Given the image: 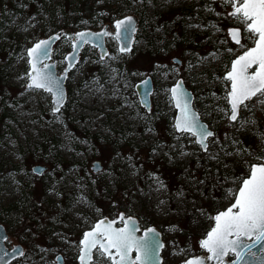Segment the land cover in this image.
Here are the masks:
<instances>
[{"label":"rangeland","instance_id":"374dc122","mask_svg":"<svg viewBox=\"0 0 264 264\" xmlns=\"http://www.w3.org/2000/svg\"><path fill=\"white\" fill-rule=\"evenodd\" d=\"M209 5L214 12L206 10ZM223 11L219 0H143L142 4L132 0H0V223L8 231V246L24 248V255L10 264H56L58 254L63 264H79L83 233L98 220L121 214L138 219L144 229L160 231L162 264H183L191 256L207 255L199 247V238L213 224L208 217L230 205L225 190H236L232 181L248 171L245 161L256 162L253 158L264 150L260 142L264 111L258 105L254 110L257 125L241 131H236L239 124L232 127L224 113L217 111L230 109L224 99L230 83L223 77L231 60L243 51L227 36L229 22L215 14ZM101 12L106 14L98 15ZM124 16L137 20L134 41L139 43H133L132 53L121 59L105 57L99 63L97 48L85 44L68 73L65 105L56 114L59 120L51 111L48 93L25 91L27 48L60 33L52 60L61 73L74 40L68 35L107 26L112 33L105 37L107 52L118 56L114 22ZM212 24L223 31L215 32ZM220 40L227 43L221 45ZM227 47L237 50L230 54ZM212 52H217V58L201 64L198 58ZM173 59L181 63L173 65ZM189 63L195 67L189 69ZM173 67L180 69L179 75ZM147 77L153 82L148 112L135 92L136 84ZM178 78L193 92L194 107L219 140L224 143L225 134L236 137L250 148L251 156L220 153L229 165L225 168L209 159V153L193 142L195 137L185 136L179 142L174 138L171 125L176 110L166 89ZM252 115L241 113L243 118ZM181 150L191 155L181 156ZM210 150L216 153L219 146L210 145ZM228 150L236 149L229 146ZM94 161L100 162L101 170L92 169ZM35 166L45 171L37 175L32 171ZM150 174L158 176L165 187L156 190ZM179 191L184 195L177 196ZM42 248L47 251L41 252Z\"/></svg>","mask_w":264,"mask_h":264},{"label":"snow or ice","instance_id":"6c2138e0","mask_svg":"<svg viewBox=\"0 0 264 264\" xmlns=\"http://www.w3.org/2000/svg\"><path fill=\"white\" fill-rule=\"evenodd\" d=\"M132 3L142 4L143 0H132ZM212 3H216V0H212ZM219 3L224 11L223 13L215 12V14L218 18L229 22L231 26L227 29V36L238 46V49L243 51L242 54L235 55V58L231 60V68L223 77L226 84L230 83V89L226 91L224 97L227 105H230V109L217 108V111L224 113L232 127L239 124L236 131H241L257 125L258 121L254 118V110L257 105L261 111H264V0H219ZM21 7H26V5H21ZM206 10L209 13L215 11L210 5L206 7ZM105 14L103 12L98 13V15ZM31 19L35 20V17ZM82 23H87V21H82ZM114 27L116 29L115 36L121 41L118 50L120 55L110 56L107 51L103 50L102 45L93 44V47L100 46L102 50L97 63L103 62L105 57H108L109 60L121 59L125 54L132 53L133 43H139V41L132 40L133 34L137 31L133 16L116 19ZM188 27L200 28L201 25L189 24ZM210 27L215 32L223 31L216 24H212ZM23 30L27 31V29ZM156 31L159 32L160 27H157ZM89 35L109 36L112 33L107 29L99 34L78 32L73 40V50L75 51L83 44L89 43L87 39ZM53 39H60V34L50 37L48 40H40L31 48L26 49L29 70L25 73L27 82L24 87L25 91L48 93L51 96V111L54 117L59 120L60 117L56 114L61 113L66 99L63 81L68 79L67 72L69 69L75 66L72 64L75 57H66L69 59V68L65 69V75L57 76L54 72V65L43 63L44 60L50 58L51 49L49 45ZM245 41L250 42L251 46ZM219 43L225 45L227 41L220 40ZM236 50L232 47L225 49L230 54H234ZM209 58L216 59L217 52L209 53V56L198 59L203 64L206 61L210 62ZM172 63L179 65L180 62L173 60ZM156 67L163 66L157 65ZM193 67L195 65L189 63V69ZM111 71L117 72L118 70L111 69ZM172 71L179 75L180 69L173 67ZM132 75H137V73H132ZM20 78L24 79V77ZM148 83V80L141 81L143 85ZM166 93L170 94V101L176 109L174 123L171 127L174 130V138L178 142L185 136L195 137L193 142L199 145L205 153H209V159L222 163L225 168H228L229 165L223 162L220 153H223L224 157L243 158L244 155H252L250 148L243 147L238 138L229 137L225 134L224 143H222L217 133L201 122L199 114L192 105L193 97L184 88L182 79H176L173 86L166 89ZM213 95L215 94L213 93ZM142 106L151 111L146 101L143 102ZM245 111L253 113V115L243 118L241 113ZM148 131L152 132L153 129L149 127ZM176 133L180 135L176 136ZM228 141H231L230 145L227 143ZM260 142L261 145H264V133H260ZM210 145L219 146V151L212 153ZM229 146L236 150L229 151ZM180 154L181 156L191 155V153L183 150ZM128 159L129 161L132 160L131 157ZM253 159L256 162L245 161L248 171L244 176L236 177L232 181L236 185V190L234 191L232 188L225 190L226 196L230 197L232 201L230 206L223 211H217L214 216L208 217L214 223L204 238L199 240L200 249L207 255L191 256L185 259L183 264H264V257L255 262L246 259V256L254 257L256 255L252 252V248L257 243L264 242V150ZM132 166L135 167L134 164ZM93 167L98 168V165L94 164ZM32 171L37 175L43 172L38 167L33 168ZM150 178L158 185L156 190L165 187L164 182L158 176L153 177L150 174ZM224 179L225 182L228 181L227 176ZM195 183L204 184L205 181L196 180ZM183 195V191L177 192V196ZM200 212L201 215L204 214L202 209ZM119 220L124 224V227H113L116 221L104 218L98 220L89 231L83 233L78 245L77 258L79 264H97L98 260H104L105 264H160L159 250L164 245L159 241V233L155 229L149 228L143 237H138L136 232L139 231V226L136 225L131 216L125 219L124 215L121 214ZM4 239L7 237L5 236ZM65 242L67 243L66 240ZM40 251L46 252L47 249L42 248ZM184 251V249L180 250V252ZM261 251L264 252V244H262ZM133 253H135L134 258ZM20 254L24 255L23 252ZM229 256H234V259L226 260ZM56 264H63L61 257H56Z\"/></svg>","mask_w":264,"mask_h":264},{"label":"water","instance_id":"95a60500","mask_svg":"<svg viewBox=\"0 0 264 264\" xmlns=\"http://www.w3.org/2000/svg\"><path fill=\"white\" fill-rule=\"evenodd\" d=\"M135 19V18H134ZM135 23L137 24V22H136V19H135ZM105 29H107V26H105L102 30H100V31H98V32H94V31H91V30H84V31H80V32H87V33H90V34H99V33H101L103 30H105ZM115 32H116V29L114 30V37L116 38V36H115ZM57 34H60V33H55V34H52V35H50V36H48L47 38H45V39H42V40H48L50 37H54V36H56ZM68 35V34H67ZM68 37L69 38H72V37H74V39H75V34H74V36L73 35H68ZM134 37H135V33L133 34V37H132V40L134 41ZM104 38H105V36L104 35H89L88 37H87V39L89 40V43H87V44H90V45H92L93 46V44H97V45H102V47H103V50L104 51H107V49H106V47H105V42H104ZM117 39V38H116ZM118 40V39H117ZM57 40L56 39H53V40H51L50 41V45H49V47H50V49H51V52H50V58L49 59H47V60H44L43 61V63H46V64H51V65H54L55 67H54V72H55V74L57 75V76H63V75H65V69L66 68H69V59H66V61H67V64H66V67H65V69L63 70V72L62 73H60V74H58V71H57V68H56V62L55 61H53L52 60V47H53V45H54V43L56 42ZM73 44V43H72ZM118 44H119V47L121 46V41L120 40H118ZM84 45V44H83ZM83 45L81 46V47H79L78 49H76L75 51L73 50V47H72V50H71V52L67 55V57H72V56H74L75 57V60H72V64H74L75 65V63L78 61V58H79V52H80V50H81V48L83 47ZM96 48L98 49V51H99V53H100V55L102 54V50H101V47L100 46H96ZM242 54V53H241ZM176 60V59H175ZM39 66V65H38ZM73 68V67H72ZM72 68H70L69 69V71L72 69ZM230 68H231V64H230ZM230 70V69H229ZM68 71V72H69ZM68 72H67V74H68ZM179 79H181V78H179ZM144 80H148L149 81V83L147 84V85H143V84H141V81L139 82V83H137L136 84V86H135V90H136V92H137V96H138V100H139V103H140V105L142 106L143 105V102H147V104L150 106V104H151V100H150V96H151V94H152V92H153V83H152V80H151V78L150 77H147V78H145ZM65 81H66V79L63 81V87H64V91H65V97H66V87H65ZM143 81V80H142ZM184 88L187 90V92L193 97V94H192V92L185 86V84H184ZM66 100V99H65ZM174 105V104H173ZM192 105H193V100H192ZM143 107V106H142ZM145 108V107H144ZM175 108V107H174ZM193 108H194V106H193ZM229 108H230V105H229ZM147 111H149L147 108H145ZM195 109V108H194ZM176 110V109H175ZM195 111L199 114V112L195 109ZM199 116H200V114H199ZM200 119H201V122L202 123H204L205 125H207L208 126V124L204 121V120H202V118H201V116H200ZM209 127V126H208ZM210 130H212L211 128H209ZM213 131V130H212ZM203 151V150H202ZM98 165V168H94V167H92V169L94 170V171H98V170H101V168H102V166H101V164H100V162L99 161H94L93 162V165ZM40 168V169H42L43 171L45 170V168L44 167H42V166H35V167H33V168ZM43 173V172H42ZM230 206V205H229ZM228 206V207H229ZM226 209V208H225ZM224 209V210H225ZM223 211V210H222ZM119 217H120V215H119ZM119 217L118 218H114V219H108V220H115L116 222L117 221H119ZM125 217V216H124ZM128 217H125V219H127ZM134 221H135V223H136V225H138L139 226V231H137L136 232V235L138 236V237H143L144 236V233H145V231L147 230V229H149V228H153V229H155L156 230V232L157 233H159V241H160V243H162L163 245H164V243H163V241H162V237H161V233H160V231L158 230V229H156L155 227H148V228H145V229H141V227H140V225H139V222H138V220H136V218H133V217H131ZM104 219V218H103ZM95 225V224H94ZM93 225V226H94ZM113 227H117L116 226V223L113 225ZM121 227H124V224L122 225V226H120V227H117V228H121ZM90 230V229H89ZM89 230H87V231H89ZM7 237V235H6V232H5V229H4V226L0 223V264H9L11 261H13L14 259H16V258H18V257H20L21 256V252H22V248L20 247V246H15L13 249H11V250H8L6 247H5V245H4V241L6 240V239H4V237ZM262 244H264V242H261V243H257L256 245H255V247L254 248H252V252L253 253H255L256 255L253 257V256H246V259H248V260H250V261H253V262H255L256 260H258L259 258H261V257H264V252H262L261 251V248H262ZM161 251H162V249H160L159 250V255H160V258H161V260H160V264H162V256H161ZM57 256H59V257H61V255H57ZM56 256V257H57ZM134 256H135V253H133V258H134ZM62 258V257H61ZM190 258V257H189ZM232 259H234V256H233V258H231L230 260H232ZM226 260H228L227 258H226ZM230 260H228V261H230ZM78 262H79V260H78Z\"/></svg>","mask_w":264,"mask_h":264},{"label":"flooded vegetation","instance_id":"af4514ba","mask_svg":"<svg viewBox=\"0 0 264 264\" xmlns=\"http://www.w3.org/2000/svg\"><path fill=\"white\" fill-rule=\"evenodd\" d=\"M137 26V25H136ZM173 60H175V59H173ZM180 63H181V61L180 60H178ZM179 63V64H180ZM183 80V79H182ZM185 84V83H184ZM186 86V85H185ZM190 90V89H189ZM191 91V90H190ZM192 92V91H191ZM192 94H193V92H192ZM193 104H194V94H193ZM201 116V115H200ZM201 118H202V116H201ZM209 126V125H208ZM209 128H211L210 126H209ZM213 131H214V129L213 128H211ZM215 132V131H214ZM227 208V207H226ZM222 211V210H221ZM217 212H215V214H216ZM136 220H138V219H136ZM138 222H139V225H140V227H141V229H144V227H143V225L141 224V222L138 220ZM3 226H4V224L3 223H1ZM123 225V223H121L120 222V220L119 221H117L116 222V226L117 227H120V226H122ZM4 229H5V232H6V235H7V239L4 241V245H5V247L8 249V250H11V249H13L15 246H20L21 248H22V252H23V246L22 245H20V244H13L12 246H8V238H9V235H8V231H7V229H6V227L4 226ZM162 237V236H161ZM19 258V257H18ZM18 258H16V259H18ZM16 259H14V260H16ZM13 260V261H14ZM13 261H11V262H13ZM10 262V263H11ZM9 263V264H10Z\"/></svg>","mask_w":264,"mask_h":264},{"label":"trees","instance_id":"16d2710c","mask_svg":"<svg viewBox=\"0 0 264 264\" xmlns=\"http://www.w3.org/2000/svg\"><path fill=\"white\" fill-rule=\"evenodd\" d=\"M202 238V237H201ZM201 238H199V239H201Z\"/></svg>","mask_w":264,"mask_h":264}]
</instances>
